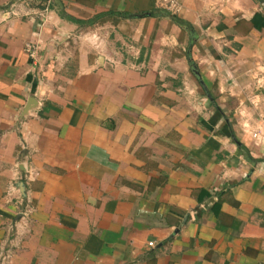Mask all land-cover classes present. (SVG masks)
Listing matches in <instances>:
<instances>
[{
	"label": "crops",
	"instance_id": "crops-1",
	"mask_svg": "<svg viewBox=\"0 0 264 264\" xmlns=\"http://www.w3.org/2000/svg\"><path fill=\"white\" fill-rule=\"evenodd\" d=\"M4 248L264 264V6L0 0Z\"/></svg>",
	"mask_w": 264,
	"mask_h": 264
},
{
	"label": "built area",
	"instance_id": "built-area-1",
	"mask_svg": "<svg viewBox=\"0 0 264 264\" xmlns=\"http://www.w3.org/2000/svg\"><path fill=\"white\" fill-rule=\"evenodd\" d=\"M169 8L173 13H176L179 9L178 4L175 1L169 2ZM40 16H43V12H42V15ZM26 49L28 52H31L32 46L27 45ZM26 213L27 211L23 212V214H26ZM11 257H12V250L10 248H4L0 250V264H9Z\"/></svg>",
	"mask_w": 264,
	"mask_h": 264
},
{
	"label": "trees",
	"instance_id": "trees-1",
	"mask_svg": "<svg viewBox=\"0 0 264 264\" xmlns=\"http://www.w3.org/2000/svg\"><path fill=\"white\" fill-rule=\"evenodd\" d=\"M61 17L67 18L68 20L72 21V19H70L69 17L65 16L64 13L61 14ZM74 22L79 23V21H74Z\"/></svg>",
	"mask_w": 264,
	"mask_h": 264
},
{
	"label": "water",
	"instance_id": "water-1",
	"mask_svg": "<svg viewBox=\"0 0 264 264\" xmlns=\"http://www.w3.org/2000/svg\"><path fill=\"white\" fill-rule=\"evenodd\" d=\"M259 2L260 5L264 6V0H257ZM25 113H27V110L25 111Z\"/></svg>",
	"mask_w": 264,
	"mask_h": 264
}]
</instances>
